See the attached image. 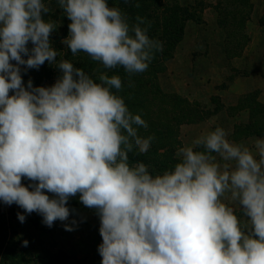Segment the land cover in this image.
<instances>
[{"label": "clouds", "instance_id": "obj_1", "mask_svg": "<svg viewBox=\"0 0 264 264\" xmlns=\"http://www.w3.org/2000/svg\"><path fill=\"white\" fill-rule=\"evenodd\" d=\"M57 3L71 21L62 43L73 55L83 51L134 74L162 51L140 26L143 17L130 26L108 0ZM49 12L45 0H0V202L36 212L52 227L68 220L75 210L66 204L79 193L100 220L101 264H264V139L250 149L216 127L180 147L170 171L152 175L144 163L130 165L134 147L145 153L154 139L138 135L146 121L111 91L122 88L119 76L102 73L96 83L72 62L56 61ZM45 61L61 72L55 83L25 85L22 71ZM226 194L246 223L222 201Z\"/></svg>", "mask_w": 264, "mask_h": 264}, {"label": "rangeland", "instance_id": "obj_2", "mask_svg": "<svg viewBox=\"0 0 264 264\" xmlns=\"http://www.w3.org/2000/svg\"><path fill=\"white\" fill-rule=\"evenodd\" d=\"M108 1L109 7L120 9L130 26L137 23V16L143 17L145 23L140 26L148 28L149 38L162 43V51L155 53L144 72L129 74L122 66L105 68L83 51L73 55L62 43L69 35L71 21L57 0H45L50 12L44 19L57 26L50 34L57 51L56 61L72 62L96 83H100L98 77L102 73L119 76L122 88L111 91L124 99L130 112L146 121L148 127H139L138 135L154 139L145 153L134 147L128 154L130 165L144 163L152 175L172 170L180 162L178 149L192 146L196 130L203 126L222 127L228 133L227 138L238 143L243 140L249 146L255 139H264V105L257 101V90L248 89L234 96L231 106H226L220 95V73L229 68L228 60L238 57L241 63L227 77L240 75L249 84L264 67L260 48L264 38L250 44L256 32L264 33V0ZM136 3L140 6L136 7ZM170 17L179 23L175 37L168 33L169 28L166 31L159 28ZM28 47H32L31 43ZM170 73L175 74L174 79ZM60 75L59 68L47 61L39 69L22 71L25 85L31 79L34 86H51ZM203 77L208 80L206 85L202 83ZM209 82L214 89L207 87ZM240 109L249 111L248 121L238 117ZM21 182L25 186L32 183L24 178ZM66 206L75 210L70 211L68 220H57L48 227L42 223L40 214H27L14 203L9 206L0 202V264H101L98 246L102 237L96 211L80 202L79 193ZM17 213L25 215L23 223ZM73 220L74 230H65L64 224ZM24 240L28 241L26 247L22 244Z\"/></svg>", "mask_w": 264, "mask_h": 264}, {"label": "crops", "instance_id": "obj_3", "mask_svg": "<svg viewBox=\"0 0 264 264\" xmlns=\"http://www.w3.org/2000/svg\"><path fill=\"white\" fill-rule=\"evenodd\" d=\"M259 38H264V33L261 34L260 32H256L252 36L250 44H255V40L259 39ZM260 48L263 52V57H262L263 61L262 62L264 63V42L261 43ZM249 51L251 53L252 48ZM244 56H246V51H244L243 57ZM239 59L240 58H238V57H234V58L228 60L229 68H227L224 71H221V73H220V81H221V85H222L220 88V90H221L220 95L223 97L222 98L223 103L226 106H229V105L231 106L232 104L234 105V103H233L234 96L238 97L239 95L245 93L248 89H254V90H257V101L259 103H261L262 105H264V67L260 68L257 71V77H256V75H254L255 76L254 81L250 82V84H249V82H247L245 80L246 78H242V77H240V75L234 76V77H227L229 75L231 69H233V68L237 69L239 63H241V61H239ZM179 64L181 65V62ZM169 75H171V77L174 79L175 74L170 73ZM203 78L204 79H203L202 83H203V85H206L208 80L205 77H203ZM209 86H211L210 89H214L212 82H209L207 87H209ZM174 90L175 89H173L172 92H174ZM238 117L243 119V121H248L251 116H250V113L247 109H240L238 111ZM214 130H215L214 126L211 128L206 127V126L200 127L195 132L196 138L203 136V135H206L209 132L214 131ZM227 139L232 143H238L237 141L235 142L231 138H227ZM238 144H243V145L249 147L250 149H254V144L252 142H251L250 146L245 144L243 140H240V143H238ZM222 201L234 208V212L238 216V218L241 220L242 224L247 222L246 218L243 216V213L242 212L239 213L240 207L231 201L230 196L228 194H226L222 198ZM235 209L238 211L236 212Z\"/></svg>", "mask_w": 264, "mask_h": 264}, {"label": "trees", "instance_id": "obj_4", "mask_svg": "<svg viewBox=\"0 0 264 264\" xmlns=\"http://www.w3.org/2000/svg\"><path fill=\"white\" fill-rule=\"evenodd\" d=\"M134 10L138 11L136 8H134ZM135 14H136V12H135ZM169 20L170 21H168L166 23V25H163V27L161 25H159V28H162V30H164L163 28H165V31H166V29L169 28L168 33H170L171 36L174 35V37H175V35H177L179 32V28L175 29L179 23L176 22V19H174V17H170ZM180 31H181V29H180ZM171 39H173V37H171Z\"/></svg>", "mask_w": 264, "mask_h": 264}]
</instances>
